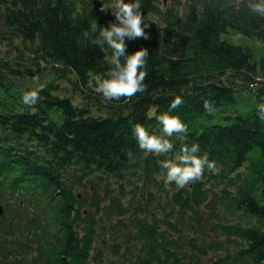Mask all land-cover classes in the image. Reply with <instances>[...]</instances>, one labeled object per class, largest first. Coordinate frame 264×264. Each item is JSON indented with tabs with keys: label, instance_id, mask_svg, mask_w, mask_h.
I'll return each instance as SVG.
<instances>
[{
	"label": "trees",
	"instance_id": "trees-1",
	"mask_svg": "<svg viewBox=\"0 0 264 264\" xmlns=\"http://www.w3.org/2000/svg\"><path fill=\"white\" fill-rule=\"evenodd\" d=\"M258 2L141 0L149 38L126 44L128 54L149 52L146 90L109 101L89 78L111 67L91 40L96 24L116 22L100 11L112 0H0V201L29 192L44 218L0 214V264H264V51L255 58L222 37L234 29L264 45ZM47 63L90 91L80 102L58 92L41 74ZM176 96L184 103L169 114L188 132L170 138L169 157L197 143L217 167L182 189L165 186V157L141 150L132 130L159 135L156 117ZM78 182L98 193H76Z\"/></svg>",
	"mask_w": 264,
	"mask_h": 264
},
{
	"label": "clouds",
	"instance_id": "clouds-1",
	"mask_svg": "<svg viewBox=\"0 0 264 264\" xmlns=\"http://www.w3.org/2000/svg\"><path fill=\"white\" fill-rule=\"evenodd\" d=\"M141 0H112V3L101 5L100 11L111 10L116 22H109L108 26H95L93 29L96 36L91 43L98 46L102 52L109 56L111 67L97 80L95 91L102 94L106 100L121 99L131 100L137 93L146 90L144 83L147 77L146 63L149 52L147 48H140L131 54L127 52V40L138 38L148 39V34L144 31V17L141 11ZM254 13L264 16V0L250 5ZM38 82L39 77H34ZM38 89L26 91L22 95V103L26 106H33L39 100ZM184 103L181 96H176L169 105V111L156 117L161 129L160 134H150L141 124L133 126V134L139 148L147 153L165 157L160 161V166L165 171L161 173L160 179L165 186L175 184L177 188H185L189 184L200 181L205 169L212 173L217 171L215 161H210L206 155H198L199 144L193 143L190 146L184 145L179 153L173 157L169 154L173 152L174 145L170 138L176 136L183 139L188 132L187 125L182 122L179 116L169 113L179 108ZM205 111L212 114L215 109L211 102L205 101L203 105ZM259 119L264 121V103L259 104Z\"/></svg>",
	"mask_w": 264,
	"mask_h": 264
},
{
	"label": "rangeland",
	"instance_id": "rangeland-1",
	"mask_svg": "<svg viewBox=\"0 0 264 264\" xmlns=\"http://www.w3.org/2000/svg\"><path fill=\"white\" fill-rule=\"evenodd\" d=\"M223 38L228 39L229 41L236 43V44H242L243 46H246L249 50H251L252 52H254L255 58H258V55H261L262 52L264 51V45L249 36H245L242 35L240 32L234 30V29H230L227 33L222 34ZM43 66V64L41 65ZM41 74L45 79H54L57 82V88H58L60 93L65 94V95H75L76 92H78L76 94V99L79 100V102L81 101V99L79 98V91L82 93V91H87V87L84 86V84H82L81 81L76 80V78L73 76V74L71 73H64L61 75H57L53 73V70L50 66V64L47 63V67L45 70H41ZM89 84L96 88L97 87V80H93L90 81L89 78ZM89 90V89H88ZM90 91V90H89ZM88 93V92H87ZM88 185V184H87ZM114 183H110V187L113 189L114 187ZM99 188L97 189H89L87 192L84 190V183H79L76 184V193H85L83 196L86 197H90L93 192H97ZM98 193V192H97ZM29 192H25V194L22 195H17L14 198H8L6 200H1L0 204L3 208V213H4V217L5 219L8 218H12L14 221H18L20 222L21 218V223H27L28 219H44L42 218V216L40 215L39 217H37V213L35 210H32L31 207V200L29 198ZM82 197V196H81ZM20 200V201H19ZM18 202H20V205L18 204ZM18 204V207H17ZM10 205V206H9ZM25 208H23V207ZM90 200L88 198V202H87V207H90ZM7 207V210L5 211V208ZM14 210H16V212H18L19 214H16L15 212H13ZM1 218V219H3ZM0 219V220H1ZM11 225V224H9ZM44 224H41V226H43ZM18 235V234H16ZM20 238H23L24 235H18ZM13 239H16V237H14ZM18 240H20L19 238H17ZM229 242H232L230 240H226ZM225 245H228L226 242H224ZM230 246L232 244H229ZM187 250V248H185ZM215 252H219V250H216ZM214 251H211L210 256H216L217 253H215ZM221 253H223L221 251ZM20 255V253H19ZM113 261V260H112ZM110 262V264H118L119 260H114L115 262ZM106 263L108 264L109 262L106 261ZM96 264V262L94 263Z\"/></svg>",
	"mask_w": 264,
	"mask_h": 264
},
{
	"label": "water",
	"instance_id": "water-1",
	"mask_svg": "<svg viewBox=\"0 0 264 264\" xmlns=\"http://www.w3.org/2000/svg\"><path fill=\"white\" fill-rule=\"evenodd\" d=\"M2 212H3V209H2V206L0 204V214H2Z\"/></svg>",
	"mask_w": 264,
	"mask_h": 264
}]
</instances>
